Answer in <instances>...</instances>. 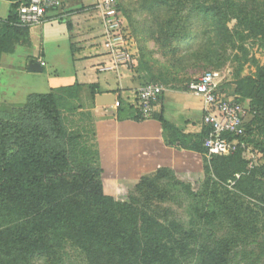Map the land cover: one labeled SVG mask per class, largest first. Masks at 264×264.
<instances>
[{
    "label": "trees",
    "instance_id": "16d2710c",
    "mask_svg": "<svg viewBox=\"0 0 264 264\" xmlns=\"http://www.w3.org/2000/svg\"><path fill=\"white\" fill-rule=\"evenodd\" d=\"M23 2L13 5L0 27V63L4 54H13L17 46L29 43L30 27L20 23L18 13ZM147 7L155 12L152 15L157 21L161 20L154 32H165L171 42L189 45L196 21L203 20L210 28L206 41L176 69L212 68V47L220 39L228 38L245 57L249 55L246 41L264 43V0H148ZM216 32L218 35L212 37ZM152 76L155 84L162 77ZM237 78L232 97L254 114L247 126L252 135L264 129V66L257 64L255 76L238 74ZM164 83L170 84V79ZM79 88L75 84L49 94H32L25 104L0 107V264H32L36 259L54 257L65 241L80 249L88 264H190L196 255L200 264H232L240 233L247 234L249 228L237 214L238 204L231 194L232 205L228 201L219 204L211 217L231 214L238 234L217 241L213 247L196 249L192 232L176 221L162 223L156 209H140L136 199L123 197L125 179L92 162L87 153H79L80 136L67 126L63 113V107L77 100ZM88 89L96 105L99 88ZM117 108L120 110V99ZM152 119L175 134V142L185 150L205 157L217 182L234 183L243 197L264 206V165L250 169L242 153L210 160L204 148L209 129L192 141L158 113ZM257 148L264 154L261 143ZM164 178V174L155 180L143 177L136 189L164 200L157 184Z\"/></svg>",
    "mask_w": 264,
    "mask_h": 264
},
{
    "label": "rangeland",
    "instance_id": "374dc122",
    "mask_svg": "<svg viewBox=\"0 0 264 264\" xmlns=\"http://www.w3.org/2000/svg\"><path fill=\"white\" fill-rule=\"evenodd\" d=\"M118 1L122 6L125 27L133 33L139 51L141 49L144 54L141 53L144 57L143 65L149 73L155 71L156 75L161 74L164 82L170 79L171 85L183 88L202 74L213 70L225 75L226 79L221 89L225 93L232 94L236 88L238 74L243 78L255 76L257 64L264 66V43L252 39L246 41L245 47L249 55L245 57L239 46L233 48L229 39L225 38L223 42L220 39L212 47L215 53V64L213 63L212 68L176 69L175 66L180 65L184 57L193 55L198 46L206 41L210 32L208 24L203 20L196 21L191 27L192 42L189 45L186 42L181 44L171 42L165 32H154L157 30V22L161 20L157 21L152 15L155 12L148 10V0ZM141 4L143 6L140 7ZM127 15L131 16V21ZM233 24L231 23L230 27H233ZM217 35L218 32L213 33L212 37ZM37 48L38 46L35 47L36 50ZM46 70L52 74L53 66L49 63ZM42 79L39 77L22 79L18 86L7 84L6 95L10 98L16 97L13 106L25 104L27 99H23V96L26 92L38 94L47 92L46 89L39 88L42 86ZM164 82H159L158 85L165 87L167 84ZM230 94L228 95L231 96ZM94 104V101L83 103L78 96L77 100L63 107L64 117L67 126L80 136L79 153L81 155L87 153L90 160L97 165L121 170L128 176V184L122 192L123 197L136 199V205L140 209L151 207L158 210L162 223L176 221L186 231L192 232L196 238L194 247L199 250L213 247L217 241L238 234L231 214L218 213L211 217V212L214 209L217 210L219 204H226L228 201L232 205L231 199H233L238 204L235 207L237 214L249 229L247 234L240 233V244L232 254V264H264V206L262 208L258 200L243 197L234 189L232 182L226 184L217 182L207 169L208 163L205 157L200 155L201 160H197L192 155L197 153L185 150L180 142H175V134L171 135L165 129L161 133L152 128H141L136 130L140 132L138 135L131 136L125 144L122 143L114 151H108L106 146L101 148L97 141L96 130L80 124L83 116L79 111L83 108L89 109ZM85 118L87 119V116ZM125 118L126 116L121 114L119 121L123 119L125 121ZM127 118L138 122L137 116L135 118L127 116ZM262 130L264 129L256 130L252 134L254 147L263 156L258 167L264 165L262 149L257 148L259 143L264 147V131ZM161 174L166 175V178L157 184L164 200L154 198L147 190L140 192L136 189L143 177L155 180ZM230 194L231 199H229ZM62 246L63 248L56 256L36 259L32 264H88L85 255L76 246L66 241L62 243ZM190 264H200L199 256L192 258Z\"/></svg>",
    "mask_w": 264,
    "mask_h": 264
},
{
    "label": "crops",
    "instance_id": "0c3cea01",
    "mask_svg": "<svg viewBox=\"0 0 264 264\" xmlns=\"http://www.w3.org/2000/svg\"><path fill=\"white\" fill-rule=\"evenodd\" d=\"M63 3L61 9L49 11L45 23L30 28L28 44H21L13 54L2 56L0 107L15 105L16 97L10 98L6 95V85L18 86L21 80L26 78H43L42 86L39 88L46 89L47 92L40 94H49L77 84L83 103L93 101L88 87L97 86L99 95L114 94L118 100L120 99V110L117 106L99 108L94 104L89 109L83 108L79 111L83 116L80 124L96 130L101 148L106 146L108 151H114L122 143L125 144L131 136L138 135L140 132L136 130L141 128H152L162 133L163 126L157 120L137 122L127 118L136 117L137 92L143 85L154 83V76L150 74L156 75L155 71L149 73L143 65L141 55L143 52L141 49L139 51L135 37L133 36L135 39L133 53L137 67L133 70L122 69L120 72L102 71L103 67L110 66L111 63L99 47L101 23L95 11V1L63 0ZM13 5L0 0V27L9 18ZM150 53L151 51L146 56L148 57ZM32 63L39 64L42 72H31L29 68ZM41 63H45V66ZM49 63L53 66L52 74L46 70ZM162 78L159 79L160 82H164ZM189 84L183 88L171 85V82L168 86L165 85L157 113L181 135L196 141L208 127L203 123V100L189 89ZM32 94L38 93L26 92L23 99H28ZM121 114L126 116L125 121L124 119L119 121ZM192 155L197 160L202 158L200 154ZM107 169L116 172L128 184V176L124 172L114 168Z\"/></svg>",
    "mask_w": 264,
    "mask_h": 264
},
{
    "label": "built area",
    "instance_id": "2783aa9c",
    "mask_svg": "<svg viewBox=\"0 0 264 264\" xmlns=\"http://www.w3.org/2000/svg\"><path fill=\"white\" fill-rule=\"evenodd\" d=\"M94 1L101 23L99 47L111 63L103 67L102 71L133 70L137 67L133 53L135 39L125 27L118 0ZM63 4V0H24L18 12L20 23L30 28L40 26L45 23L49 11L61 9ZM41 64L45 66V63ZM225 79L221 72H206L189 85V89L200 96L204 103L203 123L209 129L204 140L206 157L211 160L213 157L242 153L250 169H254L263 157L254 147L253 136L247 132L254 114L245 111L235 103L233 97L222 91ZM163 92L162 86L151 83L140 87L135 115L142 121L152 119L160 107Z\"/></svg>",
    "mask_w": 264,
    "mask_h": 264
},
{
    "label": "water",
    "instance_id": "95a60500",
    "mask_svg": "<svg viewBox=\"0 0 264 264\" xmlns=\"http://www.w3.org/2000/svg\"><path fill=\"white\" fill-rule=\"evenodd\" d=\"M3 1L10 2V3H13V4H17V3H20V2H22L24 0H3ZM29 69H30L31 72H42V70H43L39 64H35V63H32L30 65ZM117 102H118V98L114 94L98 95L96 97V105L99 108L115 107V106H117Z\"/></svg>",
    "mask_w": 264,
    "mask_h": 264
}]
</instances>
